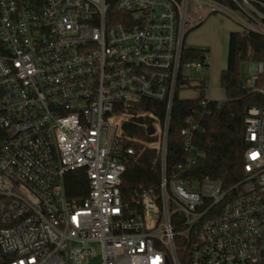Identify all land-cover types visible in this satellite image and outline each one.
I'll use <instances>...</instances> for the list:
<instances>
[{
	"label": "built area",
	"instance_id": "built-area-1",
	"mask_svg": "<svg viewBox=\"0 0 264 264\" xmlns=\"http://www.w3.org/2000/svg\"><path fill=\"white\" fill-rule=\"evenodd\" d=\"M211 14L264 37V0H0V251L10 264H264V104L245 109L243 175L194 178L196 125L167 168L188 31ZM263 63H251L247 89ZM162 104L163 119L136 109ZM207 100L200 102L206 105ZM146 116V117H143ZM158 184L123 196L128 161ZM86 193L70 198L67 174Z\"/></svg>",
	"mask_w": 264,
	"mask_h": 264
},
{
	"label": "trees",
	"instance_id": "trees-1",
	"mask_svg": "<svg viewBox=\"0 0 264 264\" xmlns=\"http://www.w3.org/2000/svg\"><path fill=\"white\" fill-rule=\"evenodd\" d=\"M205 55H207L206 50L185 48L182 58L184 61H202ZM243 62L263 63L264 65L263 36L251 31H233L228 34L226 65L219 74V87L225 95L222 103L210 101L203 96L204 83L196 87L199 90L198 97L178 98L180 87L189 86V79L179 81L167 131L166 165L168 169L184 160L180 130L185 126V119L192 117L197 126L192 144L201 154L192 168L193 177L197 179L207 177L220 181L224 188H229L241 179L244 165L243 155L247 148L244 141L243 123L245 109L249 106L264 104L263 95L250 92L243 86L239 73V66ZM263 85L264 72L257 82V86L262 87ZM202 100H207L205 106L200 105ZM136 109L151 112L163 119L162 104L141 100ZM158 181V166L142 167L130 160L121 177L120 190L126 197L131 192H142L153 188ZM64 189L68 197L82 198L87 189L84 174L81 171L67 174L64 179ZM11 260V255L0 251V264H10Z\"/></svg>",
	"mask_w": 264,
	"mask_h": 264
},
{
	"label": "rangeland",
	"instance_id": "rangeland-1",
	"mask_svg": "<svg viewBox=\"0 0 264 264\" xmlns=\"http://www.w3.org/2000/svg\"><path fill=\"white\" fill-rule=\"evenodd\" d=\"M204 25V26H203ZM202 27V28H201ZM188 31L184 40L186 48H196L207 51L206 70H185L183 75L189 79V86L184 85L178 90V98L193 99L199 96L196 88L204 83L203 96L207 99L222 103L224 92L219 87V70L226 59V33L240 31L239 25L223 14H211L202 23V26ZM200 29V30H199ZM199 32L195 33V31ZM251 63L243 62L239 66L240 79L246 88L250 77Z\"/></svg>",
	"mask_w": 264,
	"mask_h": 264
},
{
	"label": "crops",
	"instance_id": "crops-1",
	"mask_svg": "<svg viewBox=\"0 0 264 264\" xmlns=\"http://www.w3.org/2000/svg\"><path fill=\"white\" fill-rule=\"evenodd\" d=\"M205 19H206V18H205ZM205 19H203V21L199 24L198 27H201V26H202V23L204 22ZM203 26H204V25H203ZM198 27H196V28H198ZM201 28H202V27H201ZM194 29H195V28H194ZM199 30H200V29H199ZM199 30L195 31V33L199 32ZM230 32H233V31H228V32L226 33V37H225V39H226V54H227V41H228V34H229ZM225 65H226V59H225L224 65L221 66V68H220V70H219V74H220V71H221L222 69L225 68ZM219 74H218V75H219ZM218 82H219V78H218ZM206 99H207V98H206ZM224 99H225V95H224L223 100H221V101H224ZM208 100H210V101H215V100H212V99H208ZM215 102H216V101H215Z\"/></svg>",
	"mask_w": 264,
	"mask_h": 264
}]
</instances>
